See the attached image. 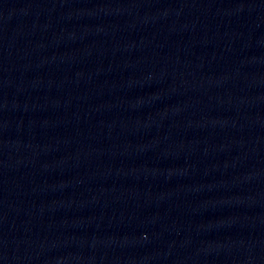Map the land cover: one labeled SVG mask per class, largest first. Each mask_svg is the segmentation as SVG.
I'll use <instances>...</instances> for the list:
<instances>
[{
    "label": "water",
    "instance_id": "1",
    "mask_svg": "<svg viewBox=\"0 0 264 264\" xmlns=\"http://www.w3.org/2000/svg\"><path fill=\"white\" fill-rule=\"evenodd\" d=\"M0 264H264V0H0Z\"/></svg>",
    "mask_w": 264,
    "mask_h": 264
}]
</instances>
